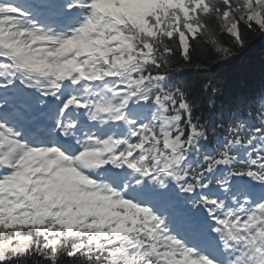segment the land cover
Here are the masks:
<instances>
[{
	"label": "snow or ice",
	"instance_id": "snow-or-ice-1",
	"mask_svg": "<svg viewBox=\"0 0 264 264\" xmlns=\"http://www.w3.org/2000/svg\"><path fill=\"white\" fill-rule=\"evenodd\" d=\"M264 0H0V264H264V88L212 79Z\"/></svg>",
	"mask_w": 264,
	"mask_h": 264
},
{
	"label": "trees",
	"instance_id": "trees-1",
	"mask_svg": "<svg viewBox=\"0 0 264 264\" xmlns=\"http://www.w3.org/2000/svg\"><path fill=\"white\" fill-rule=\"evenodd\" d=\"M222 80L230 91H258L264 88V37H256L246 49L238 51L227 64L207 73Z\"/></svg>",
	"mask_w": 264,
	"mask_h": 264
}]
</instances>
